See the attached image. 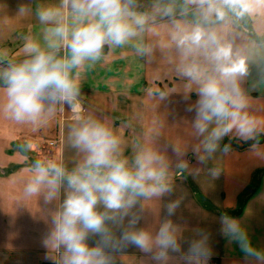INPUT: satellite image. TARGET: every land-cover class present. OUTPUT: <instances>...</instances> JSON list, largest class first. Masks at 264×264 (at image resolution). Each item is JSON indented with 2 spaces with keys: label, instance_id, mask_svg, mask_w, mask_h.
<instances>
[{
  "label": "crops",
  "instance_id": "1",
  "mask_svg": "<svg viewBox=\"0 0 264 264\" xmlns=\"http://www.w3.org/2000/svg\"><path fill=\"white\" fill-rule=\"evenodd\" d=\"M61 3L0 0V69L27 58L26 40L42 41L45 26L37 10ZM250 5L255 8L251 13L233 10L221 23L234 48L248 57V72L239 87L255 131L245 141L234 128L210 156L203 149L204 137L193 126L195 113L187 110L197 99L196 86H189L178 73L179 57L171 43L176 23L192 24L198 19L195 6L187 0H135L134 10L148 17L144 30L125 45L105 46L98 61L74 70V74L78 71L79 115L110 128L130 164L137 152L148 147L167 165L171 191L139 200L133 209L141 216L138 227L154 233L163 220H170L184 249L198 231L206 233L211 249L207 264H257L246 259L235 242H228L221 231L222 214L238 220L252 244L264 250V6L247 0L244 8ZM168 7L173 8L172 14L164 12ZM139 46L151 50L141 53ZM3 88L0 82V264H55L60 251L45 247L43 238L59 201L45 205L43 194L26 197L24 186L36 159L58 160L69 170L81 162L83 153L69 139L77 114L57 103L42 126L16 123L2 111ZM212 127L215 124L209 130ZM26 143L31 150L21 151ZM252 144L257 145L256 151ZM225 145L230 151H224ZM176 201L179 206L168 216L167 206ZM94 243L95 238L89 240ZM172 255L170 264H182L178 254ZM114 264L155 262L129 246L114 254Z\"/></svg>",
  "mask_w": 264,
  "mask_h": 264
},
{
  "label": "clouds",
  "instance_id": "2",
  "mask_svg": "<svg viewBox=\"0 0 264 264\" xmlns=\"http://www.w3.org/2000/svg\"><path fill=\"white\" fill-rule=\"evenodd\" d=\"M246 2L187 0L195 6L198 19L192 24L176 23L171 33L179 57L177 71L189 86H196L197 99L187 110L195 113L193 126L204 137L203 149L209 156L234 128L245 141L255 131L239 87L240 78L248 72V57L234 48L221 23L233 10L254 11L251 5L244 8ZM255 2L264 6V0ZM134 4L135 0H62L59 7H41L37 17L45 26L42 41L26 40L27 58L0 69L2 111L16 123L42 126L57 103L77 114L69 139L83 153L81 162L69 170L58 160L36 159L24 186L26 197L43 194L45 205L59 201L51 210V228L43 238L45 247L60 251L55 264H114V254L129 246L150 256L155 264H170L172 254H178L182 264H207L211 256L208 236L202 231L184 249L170 220H163L154 233L138 227L141 216L133 209L139 200L171 191L164 158L145 147L130 164L110 128L79 115L78 71L74 74V70L98 61L105 46L125 45L144 30L148 17L135 11ZM164 12L172 14L173 9ZM137 50L151 49L139 46ZM251 148L256 151L257 145ZM29 150V143L21 146V151ZM224 151H230L228 145ZM178 206V201L170 203L168 216ZM220 224L228 242H235L246 259L264 264V250L252 244L238 220L222 214ZM92 238L95 243L90 245Z\"/></svg>",
  "mask_w": 264,
  "mask_h": 264
},
{
  "label": "rangeland",
  "instance_id": "3",
  "mask_svg": "<svg viewBox=\"0 0 264 264\" xmlns=\"http://www.w3.org/2000/svg\"><path fill=\"white\" fill-rule=\"evenodd\" d=\"M172 8V7H171ZM173 9V8H172ZM161 14H162V12H161Z\"/></svg>",
  "mask_w": 264,
  "mask_h": 264
},
{
  "label": "built area",
  "instance_id": "4",
  "mask_svg": "<svg viewBox=\"0 0 264 264\" xmlns=\"http://www.w3.org/2000/svg\"><path fill=\"white\" fill-rule=\"evenodd\" d=\"M51 143H54V142H51Z\"/></svg>",
  "mask_w": 264,
  "mask_h": 264
}]
</instances>
